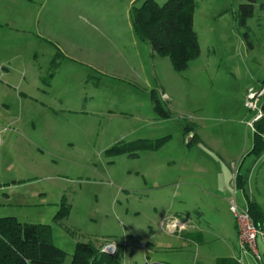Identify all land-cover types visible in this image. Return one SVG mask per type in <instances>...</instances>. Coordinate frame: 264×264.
Wrapping results in <instances>:
<instances>
[{
  "label": "rangeland",
  "instance_id": "obj_1",
  "mask_svg": "<svg viewBox=\"0 0 264 264\" xmlns=\"http://www.w3.org/2000/svg\"><path fill=\"white\" fill-rule=\"evenodd\" d=\"M241 2L194 0L199 55L176 73L148 44L108 57L88 44L72 48L61 34L46 37L50 46L36 37L41 33L10 31L9 0H0V90L7 93L0 112L9 118L0 136V218L50 226L64 264L77 243L98 249L114 243L121 264L233 258L234 220L203 191L221 174L232 187L240 165L232 156L251 135L245 122L252 113L239 92L264 82V1L245 29L236 21ZM55 48L67 58L50 82ZM150 91L169 118L154 114ZM137 141L157 147L133 151L135 157L107 154ZM244 157L241 173L254 161ZM61 203L68 216L54 223ZM176 215L189 222L183 233L168 227Z\"/></svg>",
  "mask_w": 264,
  "mask_h": 264
},
{
  "label": "trees",
  "instance_id": "obj_2",
  "mask_svg": "<svg viewBox=\"0 0 264 264\" xmlns=\"http://www.w3.org/2000/svg\"><path fill=\"white\" fill-rule=\"evenodd\" d=\"M236 13V21L245 29L246 21L253 16L254 6L264 0H241ZM264 8V5H260ZM194 0H167L158 5L152 0H145L131 10V24L135 37L147 42L152 53L159 58H167L176 73L186 71L188 65L199 55L196 33L193 30ZM248 46V34H243ZM58 55L51 60L52 76L57 68ZM264 83V82H262ZM154 114L160 119L169 118L155 91L149 93ZM264 110V106H262ZM192 128L186 127L185 131ZM253 146L250 154L258 158L264 153V118L254 124ZM194 138V136H193ZM157 146L147 147L137 141L128 147L117 144L107 154L116 156L128 154L135 157L133 151L152 150ZM246 179L238 173L235 176V188L246 198V209L255 227L260 229L264 215L257 205L248 200L245 193ZM68 208L61 203L53 218L57 223L68 216ZM119 250V247H118ZM118 250L106 254L89 243H77L71 256L70 264H121ZM66 255L52 244L51 228L47 225L19 223L14 218H0V264H64ZM154 264V263H153ZM163 264V263H155ZM216 264H240L237 259H218Z\"/></svg>",
  "mask_w": 264,
  "mask_h": 264
},
{
  "label": "crops",
  "instance_id": "obj_3",
  "mask_svg": "<svg viewBox=\"0 0 264 264\" xmlns=\"http://www.w3.org/2000/svg\"><path fill=\"white\" fill-rule=\"evenodd\" d=\"M143 1L145 0H9V24L6 25H9L10 31L16 33L30 34L32 31L41 33V36L38 35L36 37L50 46L52 44L47 38H55L56 34H61L60 37L72 43V48L88 44L90 45L89 49L103 50L105 52L104 55L111 57L114 53L125 51L129 45H133L134 48L137 47V42L143 43L144 48L147 47L145 45L148 44L147 42L139 41L135 37L131 24L132 8L140 6ZM152 1L158 4L160 1L167 0ZM1 25L0 23V26ZM55 55H58L57 70L60 61L67 58V56L57 48H55L53 56ZM51 60L47 68L50 82L54 80L56 74L55 70V73L50 76ZM252 86L253 85L247 84V88L245 87L244 90H240L241 92H239V94L241 96V101L244 100L246 90ZM9 88L11 87L9 86ZM13 90L16 93V89L13 88ZM17 94L22 96L20 92H17ZM0 98V100L3 101L7 100V93L0 90ZM7 103L8 101L2 105L8 109ZM6 122L9 124V118L7 115L0 112V128L5 127L2 125L3 123L6 124ZM13 122L14 121L11 123L13 124ZM242 125V122H240L238 126ZM242 128L241 130H243ZM245 128L251 135L250 137L244 138L243 146L239 150L236 149L234 151L232 161H234L235 164H240L237 173L244 176L246 179L245 193L248 200L255 203L262 215H264V153L258 158L250 154L253 146L254 134L247 126ZM260 136L261 139L264 140V133ZM197 141L205 147L208 146V141H204L201 138L197 139ZM211 142L212 141H209V143ZM245 154H248L249 160L250 157H253L254 161L250 160V168L246 172L241 173L243 164L246 160L244 157ZM212 173L215 174L216 172ZM228 179L229 177L223 174H221V176L214 175V179L205 184L206 189L203 191V198L205 201L210 202L217 211H225L230 216L228 202L234 197L238 206L245 208L246 198L240 191H236V193L233 194L231 190L232 187H230L231 182L229 183ZM238 195L240 196L239 198ZM182 220V216L179 215L171 218L169 225H176L181 229L176 230L175 233H183L187 230L189 222H182ZM233 229L236 235L234 225ZM262 248H264V244H262ZM237 257L238 250L236 244L235 255L231 259H236Z\"/></svg>",
  "mask_w": 264,
  "mask_h": 264
},
{
  "label": "built area",
  "instance_id": "obj_4",
  "mask_svg": "<svg viewBox=\"0 0 264 264\" xmlns=\"http://www.w3.org/2000/svg\"><path fill=\"white\" fill-rule=\"evenodd\" d=\"M264 83H257L256 86L250 87L245 92L244 107L250 113L252 118L246 122L247 128L254 133V124L264 118ZM6 128H0V136ZM1 146V139H0ZM237 174V173H236ZM235 176L232 178L233 194L236 193ZM228 211L234 220V226L237 236L238 257L236 258L240 264H264V253H260L258 249V239L264 244V223L257 229L245 208L239 207L234 197L228 202ZM171 229L181 230L176 225H169ZM118 250V245L110 243L101 248L106 254H114Z\"/></svg>",
  "mask_w": 264,
  "mask_h": 264
}]
</instances>
